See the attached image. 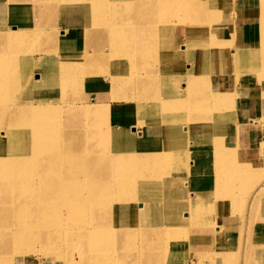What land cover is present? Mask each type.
I'll list each match as a JSON object with an SVG mask.
<instances>
[{"label":"rangeland","instance_id":"1","mask_svg":"<svg viewBox=\"0 0 264 264\" xmlns=\"http://www.w3.org/2000/svg\"><path fill=\"white\" fill-rule=\"evenodd\" d=\"M14 1L18 0H0V60L3 62L5 68L7 67V69H3V72H0V81L5 84V89L0 93V128L4 127L5 129L10 125L12 129L18 130V135L16 138H6L4 146L0 148V156L12 159L31 154L32 133L35 131L34 128L36 127L32 124L34 120L31 119L34 117L33 113L28 111L26 115L18 119H14V114H16V109L20 104L27 109L31 108L35 110V108L42 106L43 102L53 98H56V104L53 105L55 109L58 110L51 111L49 113L50 115L46 114L44 120L46 121L45 123H47L45 128L48 133L46 135L53 136L52 143L54 142V144L52 146L58 151L54 152V167L50 170L53 174L52 172L46 171V165L48 163L46 156L49 151L47 153V151L44 150L37 151L35 161L30 164L15 166L9 163L5 167L6 172L11 171L8 178L12 180V182H5L7 187L13 185V182L15 185L14 179L19 180L16 173L21 170L27 173H33V175H28L29 178L27 177L28 179L24 182L26 186L34 181V184L33 182L32 184L35 185L36 188H42L44 190L40 189L36 192V199L33 203H30V199L25 197L23 202H21V199H15L12 192L6 194L8 197H5V199L8 203L14 201L10 204L14 205L17 203L20 206L26 205V208L19 210V207L14 210L15 212H10L8 215L4 214L8 209L5 212L4 209H0V264H7L8 262V264H264V128L255 130L254 133L250 134L249 139L253 140L251 142H248V136L246 135L243 137L240 136L242 138L241 142L240 137L235 135L233 129H229L230 134L226 133L227 135H224L228 147L230 142L235 140V137H238L242 145L244 141L246 146L256 147L261 159L250 167L248 172H251V175L240 176L239 178L238 174L231 173L223 178V184L225 186L233 185L234 188L230 191L229 195L225 197L227 199L219 203L220 205H224L222 210L228 215V218L222 225V227L224 226V230L222 228L220 231L222 235L220 240L198 244H193L188 238L172 241L170 237L163 232L165 230L161 232L162 234L160 236L155 234L156 232L151 231L149 228L150 226H155L154 222L146 221L142 222V225L145 224L144 226L141 225L145 231H139V234H135L134 236L129 235L128 238H123L122 236L117 237L118 240L115 241V247L113 249L115 260L101 259L102 253L101 248L98 247L97 244L98 238L95 235V228L101 221L108 224V226H120L119 223L129 224L132 215L136 218L135 221L138 220L141 222L139 219H143L140 215L131 214L132 212H129L128 209L119 210L117 206L121 205L119 201H117L116 193H118L117 190L121 189L123 186L125 187V184L121 186V184L115 180L113 177L115 169L113 167H110V169H108V167L107 170L104 167L110 162V158L113 161L114 158L124 159L126 161V155H115L112 154L111 151L109 152L108 149L86 148L79 152H71L74 153L73 159H71L73 161L72 164H69L70 160H68V158H66L65 161L60 160L62 157L69 156L68 154L70 152H66L65 150V147L69 143L81 141L80 139H82L84 143L87 142L89 130L97 131V137L100 142L103 140L109 141L108 134L110 130L112 131L111 138L113 133L117 136L124 135L118 131L121 130L123 126H129L131 124H137V128L144 132L146 126L139 123L140 121L157 120L158 117L162 115L163 111L159 99H154V101L149 102L142 101L140 102L141 105L138 107H136L134 102L129 103L123 101L125 98L123 99L120 97L119 92L116 93V89L119 86L116 87L109 82L110 76L115 72V74H118L120 77L129 79V82L125 81L126 79L124 80V82H127V86L122 89L123 91L125 90L122 94L128 96L137 94V98H133L135 101H140L143 95L144 99H148V97H146L147 95H151L152 97L155 93H157V97H160L162 90V75H160L159 67L162 64L161 52L163 49L165 50L164 45L162 46L161 44L163 40L168 39L169 43V37L177 34L176 40L179 42L181 40L179 34L185 32L183 27L187 23L188 31L199 36L198 40L207 39L205 36L209 34L213 24L216 23L215 20H221V18H213L214 20H212V18L205 17L203 15L204 12L213 13V11L217 9L223 11V13H233L236 11L235 9L238 8L237 4L240 2L238 0H231L230 5L228 6L225 4V8H223L221 5L215 6V3H212L214 2L213 0H171V8L168 7V9L163 10L164 14L160 15L158 12L159 8H153L151 12V6L148 7L147 4L151 0H72L79 4L83 3V1L87 2L90 15L93 17L90 19L79 18V21H76V19H68L64 14L62 15L61 12L65 4L63 1L68 2L71 0H24L22 1V10H24V12L21 14H18V11L13 7H10L9 3ZM181 2L189 3L190 12L184 5L179 8L177 4ZM10 9H14V13L9 11ZM172 10L177 11L173 17H171L173 13H170ZM189 13L191 15L190 18L188 16L187 19H184ZM256 13L254 11V17ZM7 14L9 15L8 19H12V21L9 20L10 22H7L5 20ZM253 18L249 20V32L251 31V37L248 38V46L254 44L253 41H255L256 51L251 53V57L255 58V60H253L255 64L251 65V67L254 68L250 70L252 72L249 71L250 74L255 75L259 73V70H262L259 65L264 56V50L262 53L260 50H257L259 33L256 38L252 39L256 31H258L259 23L257 19ZM88 20L91 22L88 24V31H90L89 35L86 36L84 30H87V27H84L82 22H87ZM211 21L215 22L212 23ZM77 23L79 24L77 25ZM36 25H39V27ZM195 26L199 27L200 31ZM14 28H16V30H13ZM79 29L81 30L78 31ZM60 31L70 33V40L61 48V55H57L55 58L54 56L50 57V60H48L50 61L48 63L50 74L60 78V84L47 85V88L44 86L35 87V83L32 81L31 86L33 89H29L22 81L21 61L29 57L39 58L42 49L46 48H51V51L48 50V52L54 54L55 50L52 48L54 41L52 37L57 36V34L59 35ZM14 32L27 36L23 43L12 44V48L16 51L15 55L11 57V55L9 56V54L5 53L9 41L7 39V41L3 40L2 35L4 34L7 36V33L13 34ZM262 34L264 35L263 32ZM260 40L261 39H259V41ZM116 42H118V44ZM111 44H114L116 49L115 47H111ZM169 45L170 43L168 46ZM93 47L97 49L101 48L100 50L103 51V55L105 56L94 66L89 65L87 66L88 68L85 67V69L84 66L80 64L79 60L85 59L88 55L87 52H91ZM119 48H122V50ZM176 48L182 51L181 46ZM196 49L197 43L191 50L190 55H180L177 63L180 62V66L183 70H187L189 62L191 65L196 64ZM100 50H98V52ZM109 56L113 58L110 60L108 59ZM114 57L123 60L119 67L112 61ZM68 58H75L76 61L74 64L75 70H73L72 73L64 71V62L68 61ZM256 61H259V63ZM77 64H79V68H77ZM66 68L67 66H65V69ZM84 69L88 72L89 76L87 73L85 77L82 76ZM91 70H96L97 72L90 74L89 71ZM41 71H44L43 65L37 66L36 71L32 75L33 79L39 76L38 73L43 74L46 78V74ZM32 72L33 70L31 69L29 73L23 76L31 81L28 77H31ZM100 72L105 73V75ZM189 73L187 72V75L183 76V79L187 77L190 78L191 75H193ZM83 77L85 81H83ZM87 79L89 82L86 81ZM68 81L69 85L66 86L65 83ZM259 81L260 79L256 80L258 84H260ZM15 82L21 85L16 86ZM102 83L104 84L101 90H92L93 88L89 87ZM82 84L84 89L80 86ZM194 88V85L190 86L187 94L178 100V104L172 106L175 107V109H169L168 111L169 114L175 116L176 120H173V124L178 128H175V131H171L170 137H174L173 139L179 141V143L184 141V134L182 131L185 132L186 128L190 129L192 126V134L198 131V136H196L198 138L200 137V140L204 138V141H206L205 143H207L206 136L210 135L213 129L211 128L212 124L210 122L207 123L209 125H202V123H199L197 124V128L193 123V120L196 119V114L199 117L201 113L204 114L205 111L213 105L212 97L205 102H203V100L200 101L202 98L198 99L194 97L192 93L195 91ZM13 92H15V94ZM98 93H101L106 102L99 100ZM115 94H117L116 97ZM16 96L18 99L14 98ZM58 97L62 99V101L58 102ZM128 98L132 99V97ZM240 98H237L236 102H234L235 107L241 105L243 106V110L253 109L257 115L264 114V95L258 93V90L253 96L251 95L247 98L242 96L244 102H241L242 99L239 101ZM30 100L32 101L26 103V101ZM81 100H83L84 105H90V108H93L90 109L93 111L92 113L98 116L94 120L88 119L87 123L89 124L87 125L72 124L69 126L67 122L74 121L76 113L68 112L65 104L78 103V105H81ZM14 101L17 104H15ZM94 102H96L97 105H93ZM246 102L247 104H245ZM3 105L5 106L3 107ZM136 108L138 109V113H135ZM39 112L40 111H38V113ZM235 112L236 113L230 111V115L228 112H226L227 114L221 113L224 114L227 119L228 116L234 117L236 114L239 115V111ZM122 113L124 116L121 118ZM211 120L215 125L222 123L218 121V119ZM248 120L252 121L250 118H248ZM19 121H21L20 124L18 123ZM154 126L157 127L156 125ZM78 127L82 129L84 133L81 138H78L77 135L72 136L68 133L69 130L73 132L78 131ZM105 128H107L108 132L99 135L98 130H104ZM131 132L133 131L131 130ZM186 132V135L189 136V130ZM0 133L2 134L1 130ZM139 133L142 132L138 131L133 134V139L135 140L131 146H129L126 141L123 144L121 143L124 153L127 154L130 150H138L139 152L141 144L140 142H135L136 139L139 138ZM119 150L120 147L116 149V151L120 152ZM138 152L129 154L130 157L127 161L132 162L131 166H116V169L128 172L131 178L134 177L137 178V180L142 179L140 175L143 177L152 176L153 178V174L162 173L163 167H161L159 163H156V161H153L155 166H150L148 164H145V166L140 164L137 160H131L130 158L134 157V155L143 156ZM215 152L222 153L219 150ZM219 161L220 160L213 161L211 164H221L222 160L221 162ZM225 162L236 165L238 160L230 159L227 161L225 158ZM182 163L183 162H181V164ZM70 167L72 168L71 170H73V176H70L72 180H70L69 183H64L65 179L68 177L67 175ZM133 167L136 168L134 172L137 173V175L135 173L131 175ZM109 172H112L111 175ZM0 176V179L5 180L3 175ZM53 179V187L54 189L57 188V191H54L53 195H48L45 193V189L48 184L50 185V181ZM146 180L148 179L146 178ZM75 186L80 192L77 193L76 188H74ZM73 188L75 191H72ZM67 189H70L71 192H68V195L71 197L79 195V197L75 200L68 201L66 197H64L66 196ZM154 191L157 192V188H154ZM102 193H104V195H102ZM1 197L2 196H0V198ZM158 201L160 202L162 200H157V202ZM25 202H27V204H25ZM100 204H102V212L98 209ZM207 204V212L210 211V214H206L205 219L209 217H212V220L215 219L214 217L218 219L220 216L218 212L221 211L220 208H218L220 205L215 206L218 203ZM177 213H179V211L176 209L165 210L164 208H159V211H153L151 217H159L160 219L165 218L173 223L178 217ZM182 213L186 215L189 212L186 210L182 211ZM211 225L220 226L221 222L217 220ZM162 226L165 228L164 224ZM108 232L109 230L105 231V233ZM169 232L172 231H168L167 233ZM116 234L121 235V233L117 231ZM113 236L116 235L113 234Z\"/></svg>","mask_w":264,"mask_h":264},{"label":"bare ground","instance_id":"2","mask_svg":"<svg viewBox=\"0 0 264 264\" xmlns=\"http://www.w3.org/2000/svg\"><path fill=\"white\" fill-rule=\"evenodd\" d=\"M22 1L24 0L14 1V2L9 3V5L10 7H13L14 9H16L18 11V14H21L22 12H24V10H22V7H23ZM213 1L214 2L212 3H215V6L221 5V7L223 8H225L224 7L225 4L229 6L231 2V0H213ZM238 1L241 4L240 3L237 4L238 8L236 7L237 9H235L236 11H234L233 13H223V11H219L217 9L213 11V13L204 12L203 15L207 18H212V20H214L213 18H221V20H215L216 23H214L215 21H211L214 24H213V27L210 29L209 34L205 36L207 39L198 40L199 36H196V34L190 33V31H188V26H187L188 23H187L186 25L183 24L185 25L183 27L185 29V32L179 34L181 38L179 42H177L176 40L177 34L169 37L170 38L169 46H168L169 44L168 39L163 40L162 43L160 41L162 46L164 45V48H165V50L163 49L161 52L162 53L161 55L162 64L159 67L160 75H162V84H161L162 90H161L160 97H157L158 95L157 93H155L153 94L152 97L151 95H147L146 97H148V99L146 98L144 99V95H143V98H141L140 101H135L133 98L134 97L137 98V94L131 95V96L122 94V92H125V90L123 91L122 89L127 86V82H129V79H127L126 77L125 78L120 77L118 74H115V72L114 74L110 76L109 82L115 85L116 87L119 86L116 89V93L119 92L120 97H122L123 99L125 98L123 101H127L129 103L134 102L136 107H138L139 105H141L140 102L142 101L149 102V101H154V99H159L161 103L162 111H163L162 115H160V117H158L157 120L153 119L154 121L153 120L145 121V122L140 121L139 123H142L143 125L146 126V130L144 132L143 130H139L137 128V124H131L129 126H123V128L118 131L124 135L117 136L113 133V136L111 138L110 136L112 135V131L110 130L108 134L109 141L103 140L102 142H100L99 138L97 137V131L89 130V133H88L89 138L86 143H84V141L80 139L81 141L69 143L65 147L66 152H70L68 154L69 156L62 157L60 158V160L65 161L66 158H68V160H70L69 164H72L73 162L71 159H73L74 153H71V152H75V151L79 152L86 148L88 149H91V148L108 149L109 152L110 151L112 152V154H115V155L125 154L126 155V161L124 159H118V158H114V161H113L110 158L109 159L110 162L107 163L104 167L106 168V170L108 167H109L108 169H110V167H113L115 169V172L113 171L114 172L113 177L115 178V180L119 182L121 186L125 184V187L123 186L121 189L117 190L118 193H116L117 201H119V204L121 205V206H117L119 210L128 209L129 212H132L131 214H135L137 216L140 215L142 216L143 219H139L141 220V222H139L138 220L135 221L136 218H134V216L132 215L131 221L129 224L119 223L120 226H114V225L108 226V224L99 220L101 221V223L95 228L96 229L95 235L98 238L97 240L98 247L101 248V253H102L101 259L115 260V256L113 255V249L115 247V241L118 240L117 237L122 236L123 238L124 237L128 238L129 235L134 236L135 234H139V231H143V230L145 231V229H143L141 225H142V222H146V221L154 222L155 226L154 227L150 226L149 228L151 229V231L156 232L155 234L160 236L162 234L161 232L165 230L163 232L166 233L170 237V240L172 241L181 240L182 238H188L190 241H192L193 244L194 243L198 244V243H203V242L208 243L211 241H216V240L221 239L222 235L220 231L222 228L224 230V226L222 227V225L225 223L226 219L228 218V215L226 212L222 210L224 205L223 204L220 205L219 203H222V201L226 200L227 198L225 197L228 196L230 191L234 188L233 185L225 186L223 184V178L227 174H231V173L238 174L239 178L240 176L251 175V172H248L250 167L255 165L256 162L261 159V157L259 156L258 151H257L258 149L256 147L246 146L244 141L242 145L241 144L242 138L240 136L242 137L244 135L248 136V142H251L253 140L249 139L250 134L254 133L255 130L264 128V114L257 115L253 109L243 110V106L239 105L235 107V104H234V102H236V99L240 98V95H241V98L239 99V101L242 99L241 102H244L242 96H244L245 92H246L245 97L255 95L257 90H258V93H261L262 95H264V56L262 57L261 55L262 61L260 65L258 64L259 67L262 68V70L261 71L259 70L258 74H255V75L250 74V72H252L250 70L254 69L251 67V65L255 64L253 61L255 60V58L251 57L252 56L251 53L253 51H256L255 41H253L254 44H251L248 46L249 44L248 38L251 37V31L249 32L250 30L249 20L250 19L252 20V18L254 17L253 16L254 11L256 13V10H257V13L259 14L256 13L253 19H257L259 21L258 31H256L252 39L256 38L257 34L259 33L258 38L261 40L259 41L258 39L257 41V45H258L257 50H260L261 53L264 50V39H263L264 35L262 34V32L264 33V0H238ZM63 2L65 4L63 5L61 12H62V15L64 14L65 17H67L68 19H76V21H79V18H83V19L93 18L92 15H90V10L87 6L88 5L87 2L83 1V3L81 4L77 2H73L72 0L68 2H65V1ZM147 4H148V7L151 6V12L153 8L154 9L159 8L158 12L161 15V14H164L163 10L168 9V7L171 8L172 3H171V0H154V1L151 0ZM122 5H125V4H122ZM177 5L179 6V8L184 5V7H186L188 11L190 9L189 7L190 5L187 2H181V3H178ZM14 9H10L9 11H12L14 13ZM170 13H173L171 16L173 17V15L177 13V11L172 10ZM184 16H185V13H184ZM188 16L190 18L191 16L190 13L186 15V18L184 19H187ZM8 18H9V15L7 14L5 20L7 22L12 21V19H8ZM193 18H196V17H193ZM82 23L84 24V27H87V30H84V34L88 36L89 31H90V30L88 31V24L91 22L90 20H88L87 22H82ZM78 24L79 23H77V25ZM36 26L39 27V25H36ZM195 27L200 31L199 27L197 26ZM13 30H16V28H14ZM80 30L81 29H79L78 31ZM193 30L195 32L194 28ZM26 36L27 35L18 34L16 32H14L13 34L7 33V36L3 34L2 35L3 40L7 39L9 41V44H8V47L6 48L7 50L5 51V53L9 54V56L11 55V57L15 55L16 50L12 48L13 47L12 44L23 43L26 40ZM69 36H71L70 33H64L60 31L59 35L57 34V36L52 37L54 41L53 42L54 45L52 44L53 45L52 48H54L55 50L54 54H52V52H48V50L51 51V48L50 49L46 48V49H42V51L40 52L39 58L29 57L28 59L21 61L20 68L22 71V81L24 82L26 86H28L29 89H33L31 86L32 81L35 83L34 85L35 87H40V86L46 87L47 85L60 84V78L54 77V75L50 74V69L48 68V63L50 61L48 60H50V57L54 56L55 58V56L61 55L60 54V52H62L61 48L67 41L70 40ZM116 43L118 44V42ZM196 43H197V49H196L197 50L196 52L197 62L194 65L193 64L191 65L190 62L188 63V65L186 63L187 70L185 69L183 70L182 67L180 66V62L177 63L179 61L180 55L181 56L182 54L190 55L191 50L194 48ZM178 45L181 46L182 51H179L178 48H176V47H179ZM111 47L113 48L115 47L116 49V46H114V44H111ZM100 49L93 47L91 52L84 51V52H87L88 55L86 56L85 59L79 60L80 64H82L84 68L85 67L88 68L87 66L89 65L94 66L95 64H97L105 56L103 55L104 54L103 51H101ZM119 49L122 50V48H119ZM98 50L100 51L98 52ZM112 58H113L112 56L108 57V59L110 60ZM112 61H114V63H116V65L119 67L120 63L123 60L121 58L114 57V60ZM75 63H76L75 58H68V61L64 62V71L72 73L73 70H75L74 68ZM257 63H259V61ZM39 65H43L44 71L43 72L41 71V72L46 74V78L43 76V74L38 73L39 76L33 79L32 75L36 71L37 66ZM65 66H67L66 69H65ZM77 68H79V64H77ZM3 69H7V67L5 68L3 62H1L0 60V72H3ZM31 69L33 70V72L31 74V77H28L31 80L29 81V79H27V77H24L23 75H25L26 73H29ZM85 69L82 72V76L84 77L86 73L88 74V72H86ZM117 69H120V68H117ZM95 72L97 71L96 70L89 71L90 74L95 73ZM187 72L188 73L190 72L189 74L190 75L193 74V75H191L190 78L187 77L183 79V76L187 75ZM100 73H103V72H100ZM103 74L105 75V73ZM84 77H83L84 79L83 81H85ZM257 79H260L259 81L260 84L256 82ZM124 80L127 82H124ZM86 81L89 82L88 79ZM103 84L104 83L97 84L95 86L91 85L89 87L93 88L92 90H98V89L101 90ZM246 84H248L247 91L244 90L246 88ZM4 85L5 84L2 83V81H0V93L5 89ZM15 85L20 86L21 84H17V82H15ZM65 85L68 86L69 81L65 83ZM192 85H194L195 87L194 88L195 91L192 92L194 97L198 99L202 98L200 99V101L203 100V102L208 100L210 97H212V100H213V105L210 107L208 106L209 109L206 110L204 114L201 113L199 117L196 114L195 115L196 119L193 120V123L194 125H196V128L198 126L197 124L199 123H202V125H209L207 123L210 122L212 124L211 128L213 129L211 130V133L209 132L210 135L206 136L207 143H205L206 141H204V138L200 140V137L199 138L197 137L198 131L192 134L191 132L192 126L190 129L186 128L185 130V132L189 130L188 135L189 136L191 135L190 137L186 135L187 132L185 133L182 131V133L184 134V141L182 143H179V141H176L175 139H173L174 137H170L171 131L177 127H175L176 125L173 124V120L175 119V116H173L172 114H169L168 111L169 109L170 110L175 109V107H172V106H174L175 104H178V100L187 94L190 86ZM80 86H82V88L84 89L83 84ZM13 93L15 94V92ZM17 96L14 98H17ZM116 96L117 94H115V97ZM128 97H132V99H129ZM5 98H6V95H5ZM98 98L100 101L106 102V100H104V97H102L101 93H98ZM57 100L58 102L62 101V99H60L59 97L57 98ZM31 101L32 100L26 101V103L31 102ZM48 101L43 102L42 106H39V108H35V110L31 108L27 109L19 103L20 105L16 109V114H14V119H18L26 115V112L31 111L34 117L32 118L30 117V118L34 119L32 121V124L35 125L36 127L34 128L35 131H33L32 133V144H31L32 152L31 154H29L30 156L24 155L18 158L15 157V158H12L13 160L0 156V175H3L6 180L5 181V180L0 179V196H2L0 198V209L2 210L4 209V212L8 209V211L4 214L8 215V213L10 212H15L14 210L18 209L19 207H20L19 210L26 208V205L20 206L17 203H15L14 205L10 204V203H13L14 201L8 203L5 199V197H8L6 195L8 194V192L9 193L12 192L13 197H15V199L16 198L21 199L22 200L21 202H23V199L25 197L27 199H30V203L31 202L33 203L36 199V192L42 189V188H39V189L36 188L35 185H33L34 181H32L33 184L31 182L30 185L28 184L26 186L24 182L29 178L28 175H33V173L31 172L27 173L21 170L20 172L16 173L18 175L17 177L19 178V180L14 179L15 185L13 182V185H11L10 187H7L5 182L7 181L12 182V180L8 178V176H10L11 174V171L6 172L5 170V167L7 166V164L11 163L15 166L16 165L25 166L26 164L28 163L30 164L33 161H35V156L37 154V151L44 150V151H47V153L49 151L48 155L46 156V158L48 159V163L46 165V171L52 172L50 170L53 169L54 167V156H55L54 152H57L58 150H55V147L52 146L54 144V142L52 143L53 136L46 135L48 133L45 128V126H47V123H45L46 121L44 119H45L46 114H49L51 111H55L58 109H55L53 105V104H56V98L48 99ZM6 104H9V103H6ZM245 104H247V102ZM65 105H66V109L68 112L76 113L75 120L67 122L69 126L72 124L87 125L89 124L87 123L88 119L94 120L98 116L92 113L93 111L90 109H93V108H90L91 107L90 105L83 104V100H81V105H78V103L77 104L69 103V105L67 104ZM93 105H97V103L94 102ZM4 106L5 105H3V107ZM135 110H136L135 113H138L137 112L138 109L136 108ZM234 110L239 111L238 112L239 115L236 114L234 117L228 116L226 119L225 115L222 114L226 112H228L229 114L230 111H233L234 113H236ZM38 111L40 112L38 113ZM123 116L124 114L122 113L121 118ZM248 118L252 119V121L248 120ZM211 119H218V121H221L222 123L215 125L212 123ZM20 122L21 121H19L18 123L20 124ZM152 124L156 125L157 127H155ZM229 129H233L235 131V135L240 137L241 142H239L238 137H235V140H232L228 147L225 141L224 135H227L226 133L230 134ZM0 130L2 131V134L0 133V148L4 146L6 142V138L8 137L16 138L18 135V132H17L18 130L12 129V126L10 125L7 126L5 129L4 127H2L0 128ZM131 130L133 132H131ZM138 131L142 133H139V138L136 139L135 142H138V143L140 142L141 147H140L139 152L143 156L134 155V157L130 159L137 160L140 162V164H143V165L148 164L150 166H155L153 161H156V163H159L161 167H163L162 173L160 172V174L159 173L153 174V178L152 176L151 177L149 176L150 177L149 178L148 176L143 177L140 175L142 179L137 180V178H134V177L131 178L128 172L119 171L116 169V166L123 167V166L132 165V162L127 161V159L130 157L129 154L133 152L136 153L138 152V150L136 151L130 150V152L126 154L124 153L122 144L125 143L126 141L128 145L131 146V144L134 143V140H135L133 139V134ZM107 132H108L107 128H105L104 130H98L99 135L106 134ZM68 133L72 136L77 135L78 138H81L84 134L83 130L80 129L79 127H78V131L73 132L69 130ZM118 147H120V150H119L120 152L116 151ZM217 150L221 151L223 154L219 152H215ZM225 158L227 161L230 159L238 160V163L236 165L226 163ZM217 160H220L219 162H221L222 160V163L218 165L211 164L213 161H217ZM181 162L183 163L181 164ZM15 166H14V169H15ZM71 169L72 168L70 167L68 170V175H67L68 177L65 179L64 183H69V181L72 180L70 176H73V170ZM135 169L136 168L134 167L132 168L131 175L135 173L134 172ZM111 173L112 172H109L110 175ZM135 174L137 175V173ZM146 178L148 180H146ZM53 186H54V179L50 181V185L48 184V186L46 187L45 193H47L48 195L49 194L53 195L54 191H57V188L54 189ZM130 186H134V187H130ZM56 187H57V184H56ZM74 188H76V186ZM74 188L72 191H75ZM154 188H157V192L154 191ZM66 191L67 193H66V196L64 197H66L68 201L75 200L77 199V197H79V195L75 197H71L70 195H68V192L71 193L70 189H67ZM76 191L77 193L80 192V190L77 188H76ZM102 195H104V193H102ZM157 200H162V201L157 202ZM207 203H218L216 205L214 204L215 206L220 205L218 208H220L221 211L218 212L220 214L218 219L216 217H214L215 219L213 220L211 219L212 217L205 219L206 214L210 212V211L207 212V209H208ZM25 204H27V202H25ZM159 208H164L165 210L176 209L179 211V213H177L178 217L175 219L173 223L171 221L166 220L165 218L163 219H160L159 217L152 218L151 216H152L153 211L155 210L159 211ZM98 209L102 212V204L99 205ZM186 210L189 213L185 215L182 213V211H186ZM217 220L218 222H221L220 226L211 225V224H214V222ZM162 223L165 225V228H163ZM144 225L145 224H143L142 226ZM108 230L109 232L105 233V231H108ZM116 231L121 233V235H117ZM168 231H172V232L167 233ZM113 234H115L116 236H113Z\"/></svg>","mask_w":264,"mask_h":264},{"label":"crops","instance_id":"3","mask_svg":"<svg viewBox=\"0 0 264 264\" xmlns=\"http://www.w3.org/2000/svg\"><path fill=\"white\" fill-rule=\"evenodd\" d=\"M247 89H248V84H246V88L244 89L245 91H247ZM245 94H246V92L244 93V96L243 97H245ZM248 97H250V96H248ZM245 98H247V97H245ZM248 110V109H247ZM249 112V111H248ZM247 112V113H248ZM250 117V116H249Z\"/></svg>","mask_w":264,"mask_h":264},{"label":"water","instance_id":"4","mask_svg":"<svg viewBox=\"0 0 264 264\" xmlns=\"http://www.w3.org/2000/svg\"><path fill=\"white\" fill-rule=\"evenodd\" d=\"M134 129V128H133Z\"/></svg>","mask_w":264,"mask_h":264}]
</instances>
